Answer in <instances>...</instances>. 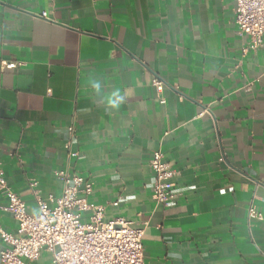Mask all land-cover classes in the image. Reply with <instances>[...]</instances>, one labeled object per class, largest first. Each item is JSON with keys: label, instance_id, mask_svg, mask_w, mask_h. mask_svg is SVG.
<instances>
[{"label": "crops", "instance_id": "1", "mask_svg": "<svg viewBox=\"0 0 264 264\" xmlns=\"http://www.w3.org/2000/svg\"><path fill=\"white\" fill-rule=\"evenodd\" d=\"M235 7L0 0V163L26 212L29 184L59 198L66 171L92 184L104 221L144 230V264H264V222L247 217L264 214V40L243 52ZM154 151L176 172L166 207L151 197ZM0 229H17L1 209Z\"/></svg>", "mask_w": 264, "mask_h": 264}, {"label": "built area", "instance_id": "2", "mask_svg": "<svg viewBox=\"0 0 264 264\" xmlns=\"http://www.w3.org/2000/svg\"><path fill=\"white\" fill-rule=\"evenodd\" d=\"M233 1L237 33L248 38L243 52H256L264 40V0ZM41 18L48 20L46 13H42ZM1 67L15 69L18 64L2 62ZM152 85L159 89L161 82L154 79ZM67 131L74 134L72 126ZM65 149L68 158L77 156L69 143L65 144ZM149 167L152 200L166 207L177 196L173 185L176 172L164 161L161 151L152 153ZM54 176L61 182L59 198L43 199L37 184H29L38 208L37 215H30L24 201L8 186L0 163V198L6 200L0 209L17 223L15 234L0 229L1 264L33 263L42 251L51 255L52 264H144L143 229L133 228L122 218L104 221L105 208L89 202L93 188L83 178L71 176L66 171H57ZM247 217L264 222V214L251 205Z\"/></svg>", "mask_w": 264, "mask_h": 264}]
</instances>
